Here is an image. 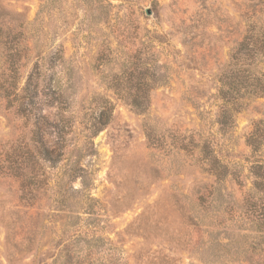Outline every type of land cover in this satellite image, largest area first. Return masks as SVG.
<instances>
[{
    "label": "rangeland",
    "instance_id": "obj_1",
    "mask_svg": "<svg viewBox=\"0 0 264 264\" xmlns=\"http://www.w3.org/2000/svg\"><path fill=\"white\" fill-rule=\"evenodd\" d=\"M262 22L264 0H0V26L22 32L30 50L20 88L36 53L63 56L49 71L44 65L37 95L26 97L31 112L0 91V264H251L244 249L257 236L237 229L228 212L252 185L245 140L264 118V98L253 97L223 132L212 93L236 41ZM7 67L0 43V73ZM53 71L73 84L76 132L67 156L79 145L80 163L94 170L76 207L62 206L49 188L67 156L53 166L36 135L35 114L52 120L57 112ZM135 99H149V108L137 110ZM104 106L109 119L93 137L95 154L85 155ZM53 140L44 135L43 144L53 148ZM190 143L197 148H181ZM208 143L244 186L228 176L199 202L197 186L215 185L199 160ZM10 160L41 188L23 191L26 179L11 172Z\"/></svg>",
    "mask_w": 264,
    "mask_h": 264
},
{
    "label": "trees",
    "instance_id": "obj_2",
    "mask_svg": "<svg viewBox=\"0 0 264 264\" xmlns=\"http://www.w3.org/2000/svg\"><path fill=\"white\" fill-rule=\"evenodd\" d=\"M3 27L0 26V43L5 47L8 67L5 72L0 73V91L3 97L9 101L19 102V111L31 112L28 110L29 103L26 97L37 95L39 82L44 75V65L47 63L48 66L45 69L49 71L60 62L63 63V56L59 51L47 56L36 53V62L28 73L25 84L20 88L19 69L23 66L21 61L28 58L30 50L20 40L22 32H15L13 26ZM260 64L264 65V22L259 26L257 23H251L246 27L243 38L236 41L226 65L227 68L214 76L216 92L212 93V96L220 102L216 112V122L221 131H227L234 126L236 115L251 105L253 97L264 98V66L259 67ZM55 75V71L50 73V78L53 81L48 84V90L52 94L53 102L57 105V112L52 120H49L45 115H35L36 135L42 139L39 141L42 143L39 152L44 156V159L49 160L56 167L60 159L68 155L66 149L70 147L68 143L71 144L73 141L71 135L76 132L77 116L71 110V101L68 98V91L73 88V84L63 83L60 78H55ZM147 90L149 88H146ZM130 104L144 112L149 108L150 101L149 99H135ZM110 113V108L104 106L94 117L93 128H90L86 135L92 141H90V145L89 143L86 145L85 155L95 154L93 137L107 123ZM44 135L54 137L53 148L43 144ZM151 137V133H148V138ZM245 143L250 149V154L247 156L249 167L246 177L251 179L252 185L244 192L238 205L232 206L228 213L231 219H234L235 225L238 226L237 229L247 227L244 230L254 232L257 236L255 241L248 243L244 249L247 254L246 261L251 264H264V118L252 122ZM191 146L192 150L197 148L191 143L183 145L181 148L190 152ZM199 148H201L200 153L204 154L199 160L207 165L203 170L215 177V185L214 183H204V185L197 186L196 196L199 202L204 200L205 193L210 196L212 191H215L216 184L224 181L228 176H232L231 180H236L240 187L244 186L238 176L239 172L231 170L225 159L221 158L217 150L209 143L199 146ZM75 149L77 154L73 156L74 158L66 157L68 159L67 169L58 173L61 175L56 174L52 185H49L50 190L57 198L56 201L62 203L64 207H76L77 203L83 200L85 192L92 184L91 174L94 170L80 163L81 148L75 144ZM2 167L0 166V171H2ZM8 167L15 176L23 175L25 177L26 180L21 184L23 191H26L24 190L26 187L30 188L32 192L41 188L42 181L39 178H36L35 181L29 180L31 178L27 177L28 174L24 167L21 170V166L16 160H10ZM78 179L81 180V188L74 185V181Z\"/></svg>",
    "mask_w": 264,
    "mask_h": 264
},
{
    "label": "water",
    "instance_id": "obj_3",
    "mask_svg": "<svg viewBox=\"0 0 264 264\" xmlns=\"http://www.w3.org/2000/svg\"><path fill=\"white\" fill-rule=\"evenodd\" d=\"M148 12H149V13H151V11H150V10H149Z\"/></svg>",
    "mask_w": 264,
    "mask_h": 264
}]
</instances>
